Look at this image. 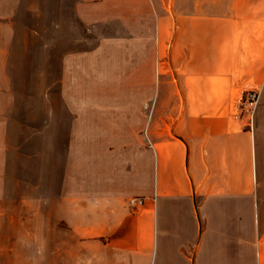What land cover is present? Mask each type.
Segmentation results:
<instances>
[{"label":"crops","instance_id":"obj_1","mask_svg":"<svg viewBox=\"0 0 264 264\" xmlns=\"http://www.w3.org/2000/svg\"><path fill=\"white\" fill-rule=\"evenodd\" d=\"M0 245L4 264H264V0H0Z\"/></svg>","mask_w":264,"mask_h":264},{"label":"built area","instance_id":"obj_2","mask_svg":"<svg viewBox=\"0 0 264 264\" xmlns=\"http://www.w3.org/2000/svg\"><path fill=\"white\" fill-rule=\"evenodd\" d=\"M259 92L255 89L249 90L244 93L240 105L238 107L239 112L237 117L245 116L247 118V126L252 128L255 109L259 103ZM144 204V199L141 197H129L127 199V205L130 209H137Z\"/></svg>","mask_w":264,"mask_h":264},{"label":"rangeland","instance_id":"obj_3","mask_svg":"<svg viewBox=\"0 0 264 264\" xmlns=\"http://www.w3.org/2000/svg\"><path fill=\"white\" fill-rule=\"evenodd\" d=\"M18 105L20 106V107H18V109H17V114H16V119L14 120V123H17V122H23L24 121V119H26L27 120V122L30 120V123L32 122V120H31V118H29V117H32V116H28V115H25V113L24 114H22V110H21V108H22V102H20V103H18ZM28 110V109H27ZM30 113H31V115H32V111H31V109H30ZM30 115V114H29ZM25 117H27V118H25ZM42 120V119H41ZM26 122V121H25ZM43 122H44V120H43ZM24 133L23 132H18V131H10V133H9V138H10V145H12V147L14 146V145H16V146H18L19 145V143H18V141H20L21 139H22V135H23ZM26 134V133H25ZM29 134V136L31 135V132L30 133H28ZM26 149V148H25ZM32 149V148H31ZM30 149V150H31ZM14 153V152H13ZM17 166H18V164H17V162H10V171H11V173L13 172V173H15L16 171H17ZM23 167H25V165L23 164ZM27 170V172H28V174L25 176L26 178H28L29 179V181H33V170H32V168H30V169H26ZM23 171H24V169H23ZM22 171V172H23ZM25 172V171H24ZM12 173V175H14L13 177H15V175L16 174H13ZM9 181V185H10V187L11 186H14L15 187V185H16V182H17V179L16 178H10V180H8ZM1 246V245H0ZM0 264H4V260H2L1 259V257H0ZM6 264V263H5Z\"/></svg>","mask_w":264,"mask_h":264}]
</instances>
